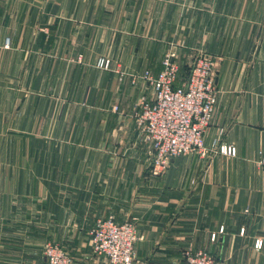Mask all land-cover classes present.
Here are the masks:
<instances>
[{"label":"crops","instance_id":"crops-1","mask_svg":"<svg viewBox=\"0 0 264 264\" xmlns=\"http://www.w3.org/2000/svg\"><path fill=\"white\" fill-rule=\"evenodd\" d=\"M169 52L174 85L196 55L214 61L204 140L236 152L179 155L154 176L134 117ZM101 53L111 70L93 66ZM107 217L134 223L133 264L189 249L264 264V0H0V264H38L48 241L107 264L88 243Z\"/></svg>","mask_w":264,"mask_h":264},{"label":"built area","instance_id":"built-area-1","mask_svg":"<svg viewBox=\"0 0 264 264\" xmlns=\"http://www.w3.org/2000/svg\"><path fill=\"white\" fill-rule=\"evenodd\" d=\"M173 52L162 60V69L156 76L144 71L143 78L153 88V98L142 102L135 114V123L151 154L150 170L161 175L171 158L195 153L208 157L214 153L235 155L234 146L214 140L207 145L204 131L212 118L217 89L214 61L207 55L194 57L187 78L174 85L177 64ZM100 66H108L107 58L99 59ZM133 222H117L112 217L98 219L89 235L92 254L106 259L107 264H133L137 262ZM260 247L261 242L256 241ZM44 260L39 264H73L67 251L55 244H46ZM24 264V263H17ZM180 264H224L220 259L203 250H186Z\"/></svg>","mask_w":264,"mask_h":264},{"label":"rangeland","instance_id":"rangeland-1","mask_svg":"<svg viewBox=\"0 0 264 264\" xmlns=\"http://www.w3.org/2000/svg\"><path fill=\"white\" fill-rule=\"evenodd\" d=\"M38 53H44V46H43V43H41V45L37 48V54ZM167 54V53H166ZM165 54V55H166ZM164 55V56H165ZM100 58H107L110 62H109V65L108 66H100L99 65V59ZM164 58V57H163ZM163 58H162V60H163ZM162 60H161V63H162ZM78 61H79V57H78ZM56 65H59L60 63H55ZM191 64H192V62L189 64V66H188V71H189V69H190V66H191ZM93 66L96 68V69H99V70H104V71H109V70H111L112 69V67H113V61H112V59H111V57L110 56H108L107 54H100L97 58H96V60H95V62L93 63ZM177 73H178V65H177ZM177 73H176V78H175V82H176V79H177ZM187 75H188V73H187ZM187 75H186V78H187ZM49 82V79L48 78H44L43 76H40V78H38L37 79V86H38V91L39 92H41V94H44V91H45V86L47 85V83ZM183 82V81H182ZM181 82V83H182ZM180 83V84H181ZM143 102H145V101H143ZM111 110H113V111H117L118 110V106H113V107H111ZM46 244H55V245H58V246H60L62 249H64L65 251H67L66 249H65V246L64 245H61V244H59V242H55V241H48V242H46L44 245H43V248H42V253H43V260H44V247H45V245ZM67 253L69 254V256L72 258V261H73V257H72V255L67 251ZM105 259V258H104ZM42 260V261H43ZM41 261V262H42ZM40 262V263H41ZM39 264V263H38Z\"/></svg>","mask_w":264,"mask_h":264}]
</instances>
